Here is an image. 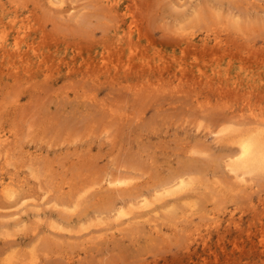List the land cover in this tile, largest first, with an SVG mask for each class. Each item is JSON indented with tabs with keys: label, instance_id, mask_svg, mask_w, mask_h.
I'll list each match as a JSON object with an SVG mask.
<instances>
[{
	"label": "rangeland",
	"instance_id": "374dc122",
	"mask_svg": "<svg viewBox=\"0 0 264 264\" xmlns=\"http://www.w3.org/2000/svg\"><path fill=\"white\" fill-rule=\"evenodd\" d=\"M58 1L0 0V264H264V0Z\"/></svg>",
	"mask_w": 264,
	"mask_h": 264
},
{
	"label": "bare ground",
	"instance_id": "6f19581e",
	"mask_svg": "<svg viewBox=\"0 0 264 264\" xmlns=\"http://www.w3.org/2000/svg\"><path fill=\"white\" fill-rule=\"evenodd\" d=\"M107 5L111 6V4L113 3L114 0H106ZM49 2L53 5H57L59 3L58 0H49ZM49 3V4H50ZM111 3V4H110ZM4 44L3 40L0 39V45ZM13 48H15L16 50L20 49V42L19 40H17L15 38L14 43H13ZM262 128H264V126H262ZM256 132L255 135H250L249 133L246 135H242L239 137V141H238V149L235 155V161L233 164V168L232 170L237 172V177H241L244 174H248V173H254L256 170L257 171H262L264 170V130H261V126H257L255 128ZM6 139H4L3 135H0V146L4 144H6ZM2 169V168H0ZM247 180L245 179H241V183H246ZM127 183V180L125 181L124 179H120V178H114V179H109L108 184L110 186H121ZM21 187V183L20 181L18 182H14V178L11 176H3L2 174H0V196L6 198V199H14L16 197L17 194V189L18 187ZM187 186V182L182 178V179H178L177 181L175 180L174 183L170 184V186L161 189L159 192L160 195H170L173 192L172 191H180V190H184ZM19 187V188H20ZM172 192V193H171ZM28 196V195H26ZM27 198V197H26ZM24 198L22 197L21 200H24ZM139 203L140 207H144V206H148V204H146L144 202V200L137 202ZM120 211L121 208L119 209ZM119 210L117 211L116 216L121 217V216H125V220L122 221V219L120 220V222L115 223L116 227L117 224L121 225V224H125V222L130 221V218L127 217V215L122 214L121 212V216L119 215ZM153 210H149V211H145L144 215H149L150 213H152ZM119 219V218H118ZM52 226V225H51ZM56 227V226H55ZM115 228V227H114ZM57 229V228H56Z\"/></svg>",
	"mask_w": 264,
	"mask_h": 264
}]
</instances>
